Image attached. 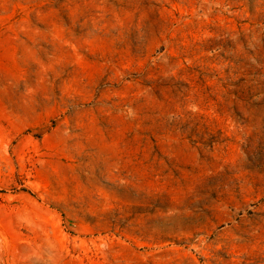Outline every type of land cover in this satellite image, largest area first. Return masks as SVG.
Returning a JSON list of instances; mask_svg holds the SVG:
<instances>
[{"label": "rangeland", "instance_id": "1", "mask_svg": "<svg viewBox=\"0 0 264 264\" xmlns=\"http://www.w3.org/2000/svg\"><path fill=\"white\" fill-rule=\"evenodd\" d=\"M0 264H264V0H0Z\"/></svg>", "mask_w": 264, "mask_h": 264}]
</instances>
